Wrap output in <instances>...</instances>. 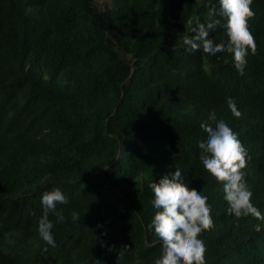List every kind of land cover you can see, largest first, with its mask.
<instances>
[{"label":"trees","instance_id":"1","mask_svg":"<svg viewBox=\"0 0 264 264\" xmlns=\"http://www.w3.org/2000/svg\"><path fill=\"white\" fill-rule=\"evenodd\" d=\"M211 8L219 0H0V264H116L124 245L120 264H154L148 185L177 167L211 205L205 264H264V0L251 5L256 52L242 76L227 52L185 50L187 21L218 19ZM209 39L227 43L224 28ZM212 111L247 150L260 218L228 214L202 166ZM55 188L69 203L57 205L63 223L49 216L52 247L37 228Z\"/></svg>","mask_w":264,"mask_h":264},{"label":"clouds","instance_id":"2","mask_svg":"<svg viewBox=\"0 0 264 264\" xmlns=\"http://www.w3.org/2000/svg\"><path fill=\"white\" fill-rule=\"evenodd\" d=\"M252 3L253 0H219V8L209 11L210 19H218L207 24L197 21L195 25L188 20L190 34L184 32L180 35L185 50L202 51L211 56L227 52L231 54L238 74L244 75L249 50L253 55L256 52L255 38L248 23L255 15ZM218 25L224 28L227 43H215L209 39L210 30ZM226 103L232 116L240 118L242 114L235 99L228 97ZM208 121L210 123L200 124L206 139L198 144L201 150L199 159L204 170L222 186L228 214L237 219L248 215L260 218L261 213L251 203V188L244 179L247 150L228 123L223 118L217 119L215 111L209 113ZM148 187L153 194L151 204L156 211L147 228L153 234L155 243L161 246V254L154 264H205L206 247L199 237L213 227L208 197L182 182L178 167L174 173L163 176L158 182H151ZM68 203V198L59 188L42 194L43 212L37 230L41 239L52 247H55L52 235L54 224L49 216H55L57 223H63V209L58 210L57 205ZM79 219V214L73 211L72 220L75 222ZM127 250L128 245H124L117 252L116 264H120ZM108 251H115V246L109 247ZM96 264L101 262L96 260Z\"/></svg>","mask_w":264,"mask_h":264},{"label":"rangeland","instance_id":"3","mask_svg":"<svg viewBox=\"0 0 264 264\" xmlns=\"http://www.w3.org/2000/svg\"><path fill=\"white\" fill-rule=\"evenodd\" d=\"M94 3L99 10H103L109 5L110 0H94Z\"/></svg>","mask_w":264,"mask_h":264}]
</instances>
